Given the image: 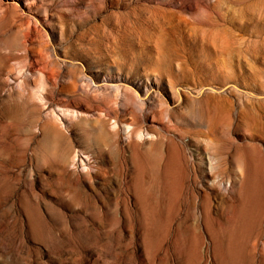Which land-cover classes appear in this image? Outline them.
I'll list each match as a JSON object with an SVG mask.
<instances>
[{
    "label": "rangeland",
    "instance_id": "obj_1",
    "mask_svg": "<svg viewBox=\"0 0 264 264\" xmlns=\"http://www.w3.org/2000/svg\"><path fill=\"white\" fill-rule=\"evenodd\" d=\"M259 102L264 0H0V264H264Z\"/></svg>",
    "mask_w": 264,
    "mask_h": 264
},
{
    "label": "bare ground",
    "instance_id": "obj_2",
    "mask_svg": "<svg viewBox=\"0 0 264 264\" xmlns=\"http://www.w3.org/2000/svg\"><path fill=\"white\" fill-rule=\"evenodd\" d=\"M252 95L259 96L256 93L255 94L253 93ZM215 103L216 104L213 103L214 105L212 104L213 108L210 111V113L211 114L214 113V115L211 116V114L208 112L210 114V116L207 113V116H208L207 118H204V119L203 118H199L198 119L199 123H201L206 129L205 134L210 136V137H217L218 135H221L220 134V130L224 129V127H227L230 124V121H231L230 118L233 117V114H234L233 113L234 105H233L232 101H230L228 99H225L223 102L220 101V102H215ZM253 103H249V104L247 103L248 105H246L245 108H243L240 111V114H238L237 117L239 116L240 117L239 118L240 121L242 123L244 122L245 126L243 124H241V125H243L244 128H246V127L248 128V130L251 132L252 137L253 136H255V137L258 136L261 139L262 137H264V121H263L264 113H263V116H262L261 115V110L264 111V109L260 107V105H261L260 102L256 103V104H253ZM261 103H262V101H261ZM262 105H264V104H262ZM206 109H209V108H206ZM231 124H232V122H231ZM261 146L256 144L257 149L260 150V151L263 148ZM251 157L253 158V156H251ZM205 161H207V163L210 166L214 163L213 162L214 161L213 157H211V156H206Z\"/></svg>",
    "mask_w": 264,
    "mask_h": 264
}]
</instances>
